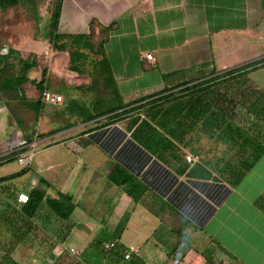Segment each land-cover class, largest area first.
<instances>
[{
  "label": "crops",
  "instance_id": "crops-1",
  "mask_svg": "<svg viewBox=\"0 0 264 264\" xmlns=\"http://www.w3.org/2000/svg\"><path fill=\"white\" fill-rule=\"evenodd\" d=\"M92 22L113 26L104 51L126 103L264 61V0H63L60 34H90ZM148 54L156 59L154 64L145 59ZM249 78L264 91V68ZM4 115L0 113V160L10 156L4 144L12 137ZM42 124L43 117L38 128ZM92 136L80 133L40 147L49 151L39 160L37 172L31 167L27 174L0 183V249L3 256L7 249H15L5 260L18 264H264V171L253 175L264 154L236 186L222 181L209 167L211 178L181 177L187 184H203L210 194L192 209L186 202H169L153 190L135 202L110 183L113 170L106 167L103 172L98 165L114 156ZM78 138L87 144L73 151L59 149ZM9 165L0 166V172ZM23 169L19 164L0 179ZM41 180L50 186H42ZM41 186L48 198L58 199L60 193L73 197L76 210L69 221H55L47 209L34 219L22 213L19 194L30 195ZM160 201L165 205L158 212L153 205ZM107 202L116 203L110 214H105ZM126 204H133L128 224L120 238H113L128 217L123 213ZM88 209L104 220L96 222ZM186 215L193 219L191 224L186 223ZM98 241L102 245L118 241L121 248L134 247L139 253L130 260L108 256L93 246Z\"/></svg>",
  "mask_w": 264,
  "mask_h": 264
},
{
  "label": "trees",
  "instance_id": "trees-1",
  "mask_svg": "<svg viewBox=\"0 0 264 264\" xmlns=\"http://www.w3.org/2000/svg\"><path fill=\"white\" fill-rule=\"evenodd\" d=\"M29 4L32 5L33 0H0V9L8 10L19 5L29 8ZM62 7L63 0H57L51 14L47 33L51 48L55 52L68 53L71 71L81 75L90 72L92 78V85L78 87L91 100L82 96L71 99L66 109L68 114H64L81 119L83 124L97 121L102 128L129 120L127 132L115 128L111 132L102 133V139L92 136V140L117 161V167L109 175L113 185L122 188L135 202L141 201L153 190L161 198H168L169 202L182 201L192 209H197L210 194L203 188V184H187L180 178L185 176L202 180L211 178L212 174L204 164L191 167L179 155L180 152H177V144L185 145V138L195 131L238 148L241 155L243 151L244 158L239 162L238 169H215L228 174L224 181L233 186L245 178L264 154V91L249 78L250 73L264 68V61L221 76H213V73L203 81L198 79L186 82L126 103L116 86L104 51L113 26L100 27L92 22L90 34L62 35L59 33ZM96 27H99L98 35ZM13 57H18V52L14 49H6L5 53L0 54V102L3 98H8L16 102L18 110L27 108L28 117L34 118L35 122L17 119L23 138L27 142H33L46 106L43 93L49 89L48 71L43 70L40 81L32 80L29 73L38 69V63L18 58L20 73L9 74L8 65ZM27 84L36 86L41 94L38 100H29L24 96V86ZM105 117L107 123L101 124L100 119ZM90 133L92 131L82 135ZM21 153L20 151L0 160V166L14 162ZM29 171L30 168H24L19 173L1 178L0 183L13 181ZM40 183L42 186H50L44 180ZM42 186L28 195L29 201L22 207V213L27 218L34 219L41 210L47 209L51 211L55 221L62 224L69 221L76 210L73 197L60 193L58 199L48 198ZM185 220L187 224H191L193 219L186 215ZM128 221L129 216L124 218L118 228L116 238L121 237ZM93 246L97 249L101 247L106 255L115 254L118 258H125L128 251L118 244L108 252L100 241ZM14 251L15 249H7L4 251L5 257H10ZM8 261L18 264L11 258ZM78 264L87 263L83 261Z\"/></svg>",
  "mask_w": 264,
  "mask_h": 264
},
{
  "label": "rangeland",
  "instance_id": "rangeland-1",
  "mask_svg": "<svg viewBox=\"0 0 264 264\" xmlns=\"http://www.w3.org/2000/svg\"><path fill=\"white\" fill-rule=\"evenodd\" d=\"M56 2L57 0H33V4H29V8L24 5H19L8 10L0 9V54L5 53L6 49H14L18 52V57H13L9 62L8 73L13 75H18L20 73L21 64L18 58L24 60H35L38 63V69H34L29 73L31 79L40 81L42 72L46 69L48 71L49 89L51 92L58 93L64 98V102L61 105H46L44 107L43 114L41 116L43 117L44 124H42L40 128H38V124L37 128L39 129V133L38 136L33 139L36 141H29L28 143L33 145L27 148V150H31L33 146L36 145V150L38 149L37 151H40V147L53 146L68 137L88 131H92L94 136L102 139V133L111 132V130L115 128L127 132L129 124V120H124L102 128L98 123H96L97 121L83 124L81 119L64 114L67 113L66 109L71 99L82 96L86 100H91L90 97L85 96L87 95L85 91L78 90V87L92 85V78L90 72L81 75L71 71L69 69L68 53L55 52L51 48L47 38V33L51 14L55 9ZM24 96H26L29 100H38L41 97V94L37 91L34 84H27L24 86ZM15 103L16 102L8 98H3L0 102V111H2L0 113H3V115L5 114L3 119L6 123H8L7 129L10 134H12V137L4 144V147L5 151H9L11 154L20 153V151L17 150V147L13 145L18 142L16 140H18L19 137H22L21 126L18 123L17 117L20 119H28L32 123L35 122L34 118L28 117L29 112L27 108H20L18 110ZM229 114H231V112H229ZM100 121H102L101 124H105L108 120H106L105 117L100 119ZM128 137H130V133H128ZM12 142H14L12 144L14 147L10 146ZM184 143L185 145L177 144V152H180L179 155L186 162L188 154L191 153L199 155L201 161L200 164H204L209 167L218 178H221L222 181H224L225 178L227 179L226 176L228 174H223V172L221 173L218 169L220 167L230 171L238 169L239 162L244 158L243 151L241 155V151L238 148H233L217 139H211L200 131H195L187 136ZM86 144V139L78 138V140L73 143H67L59 146V149H71L73 151L76 148L85 146ZM12 150L13 152H11ZM45 152L40 151L37 153L34 162L31 165V167L34 168V172L38 171L37 168L39 160L43 161L42 158L46 156ZM7 165L9 166L3 172H0V176L11 174L16 167L18 168L19 163L16 159L14 162L8 163ZM98 165L103 166L102 171L106 172V167L108 170H114L117 167V161L114 158L110 159L108 163L103 162ZM190 166L192 167L193 165ZM263 171L264 159L257 163L253 175H257ZM33 175L35 176V174L32 173L31 176L33 177ZM24 180H27V178ZM106 204L108 206V210L105 211V214H110L114 204L116 203L107 202ZM132 205L133 204H126L128 209L123 211V213H126L127 216L129 213L131 214V211L133 210ZM164 205L165 204L162 201L156 202V204L153 205V208H156V211L161 212L164 210ZM80 208H82V205H80ZM88 212L93 214L96 222L101 223L102 220H104L103 217L97 216V214L94 213V210L88 209ZM178 220L179 218H177V222L180 225ZM108 236L111 237L109 234ZM115 237H117V234L113 238ZM2 252V249H0V264H12L5 260V256H3ZM17 259L21 261L19 254Z\"/></svg>",
  "mask_w": 264,
  "mask_h": 264
},
{
  "label": "built area",
  "instance_id": "built-area-1",
  "mask_svg": "<svg viewBox=\"0 0 264 264\" xmlns=\"http://www.w3.org/2000/svg\"><path fill=\"white\" fill-rule=\"evenodd\" d=\"M145 59L149 63H152V64H154L156 61V59L154 58V56L152 54L146 55ZM43 102L46 105H61L64 102V98L62 95L53 93V92H51V90L47 89L43 93ZM31 145H33V144H29L27 142V140H25L22 137H19V142H18V145H16V147H17V150L21 151L22 153L18 156L17 160H18V163L24 168L31 167V165L33 164L34 159H35L37 146L34 145L33 146L34 149L32 148L31 150H27V148H29ZM11 152H13V150ZM187 162L190 165H195L197 163H200V157H199V155L190 153L187 155ZM28 201H29V196L26 193H21L19 195L18 202L20 204H27ZM118 244H119L118 241H114L112 243L104 244V248L106 251L109 252V251L115 249ZM137 253H139L138 249H136L134 247H130L127 251V254L125 255V259L130 260L132 258V256L134 254H137Z\"/></svg>",
  "mask_w": 264,
  "mask_h": 264
},
{
  "label": "bare ground",
  "instance_id": "bare-ground-1",
  "mask_svg": "<svg viewBox=\"0 0 264 264\" xmlns=\"http://www.w3.org/2000/svg\"><path fill=\"white\" fill-rule=\"evenodd\" d=\"M16 141L19 142V138H18V140H16ZM16 141H14V142H16ZM14 142H12V143L10 144L11 147H14V146H12V144H13ZM18 142L14 143L13 145H15V146L18 145Z\"/></svg>",
  "mask_w": 264,
  "mask_h": 264
}]
</instances>
